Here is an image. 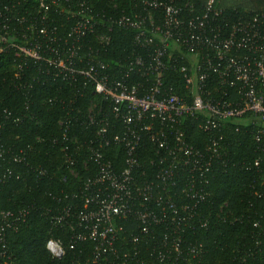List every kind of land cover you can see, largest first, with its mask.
Instances as JSON below:
<instances>
[{"label": "built area", "instance_id": "1", "mask_svg": "<svg viewBox=\"0 0 264 264\" xmlns=\"http://www.w3.org/2000/svg\"><path fill=\"white\" fill-rule=\"evenodd\" d=\"M138 1L146 16L132 20L123 15L116 24L135 29V43L147 49V55L136 57L117 77L109 73L99 52L88 49V56L82 52L80 40L94 34L97 26L85 4L80 5L81 11L69 13L74 16L70 37L75 43L69 45L56 30L48 40L56 44L54 49L48 46L55 54L49 63L66 78L80 77L93 85L101 101L109 103L110 114L120 127L113 126L117 134L109 138L108 116L101 107L98 112L90 110L84 125L86 130L95 128L96 136L84 145L76 141V156H67L65 161L70 177L81 180V185L58 197L61 206L51 223L69 230L71 250L79 244L91 245L84 264H131L139 259L137 252L120 255L117 248L124 232L121 223L131 221L140 225L143 235L149 234L151 227L165 225L178 236L175 247L161 251L153 264L187 261L179 236L204 203L214 169L228 166L225 130L232 125L236 132L242 127L251 129L256 150L264 156V12L241 15L234 10L229 15L220 0H210L199 12L193 3L182 0ZM52 5L55 3L40 0L43 20L48 19ZM42 35L49 37L46 31ZM96 39L102 47L110 42L107 33ZM5 42L1 36L0 47ZM41 46L12 45L17 57L37 61L43 60ZM171 52L178 56L172 58ZM170 69L183 75L186 99L173 88H164L162 77ZM132 73L145 83H131ZM189 121L211 134L202 149L185 138L184 126ZM112 144L122 149V167L115 166L104 153ZM147 147L155 151L149 168L141 161ZM16 161H23L22 154ZM260 161L258 157L256 166ZM183 178L182 194L188 202L178 208L172 194ZM26 214L25 209L17 213L0 210V264H16L7 252L6 234L15 230ZM169 241L170 236L165 235V246ZM61 244L60 255L47 250L52 259L65 257Z\"/></svg>", "mask_w": 264, "mask_h": 264}, {"label": "trees", "instance_id": "2", "mask_svg": "<svg viewBox=\"0 0 264 264\" xmlns=\"http://www.w3.org/2000/svg\"><path fill=\"white\" fill-rule=\"evenodd\" d=\"M209 1L182 0V3H193L199 12ZM220 1L229 15H233L234 10L241 15L264 12V0ZM46 2L55 5L48 19L43 20L39 15L40 0H0V37L6 41L0 47V210L27 211L16 229L6 234V249L16 264H84L92 251L91 245L79 244L71 250L69 230L51 223L61 206L58 197L81 185V180L70 177L65 161L67 156H76V141L84 145L96 136L95 128L86 130L84 125L90 110L98 112L101 107L108 116L109 138L117 134L113 126H119L110 114L109 103L101 101L93 85L80 77L66 78L49 63L55 56L51 49L56 44L48 40L56 30L54 33L66 37L69 45L75 43V38L70 37L74 16L69 13L81 11L80 5L85 4L97 26L94 34L80 40L82 52L87 56L88 49L99 52L109 73L117 77L136 57H146L147 49L135 43V29L119 27L116 22L123 15L141 20L146 14L138 0ZM22 19L25 22H21ZM156 22L160 23L159 15ZM42 31L48 32L49 37L42 35ZM106 33L110 42L102 47L96 37ZM39 43H42L43 58L40 61L17 57V50L12 47ZM171 55L175 58L178 53L171 52ZM148 78L153 80L152 76ZM162 81L164 88H173L186 99L182 74L170 69L163 74ZM130 82L145 83L134 73ZM99 118L101 115L97 116ZM232 126L224 132L228 166L214 169L204 203L197 208L195 218L183 226L180 246L188 260L178 264H264V156L256 150L251 129L242 127L236 132L235 125ZM184 132L186 140L200 149L211 138V134L190 121L185 124ZM104 153L118 168L124 166L122 149L115 144ZM20 154L22 162L16 161ZM154 156V149L147 147L141 154L143 165L149 168ZM258 157L261 161L256 166ZM8 171L11 175L6 176ZM185 185L183 178L172 194L178 208L188 202L182 194ZM121 224L124 232L117 245L120 255L139 254V259L131 264H153L161 251L175 247L173 242L178 236L165 225L151 227L149 234L143 235L138 223ZM165 235L170 236L167 246ZM50 239L63 243L65 257L62 260L52 259L47 251L46 243Z\"/></svg>", "mask_w": 264, "mask_h": 264}, {"label": "clouds", "instance_id": "3", "mask_svg": "<svg viewBox=\"0 0 264 264\" xmlns=\"http://www.w3.org/2000/svg\"><path fill=\"white\" fill-rule=\"evenodd\" d=\"M46 248L54 256L60 255L63 252L61 242L54 241L51 239L47 241Z\"/></svg>", "mask_w": 264, "mask_h": 264}]
</instances>
